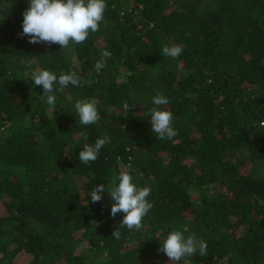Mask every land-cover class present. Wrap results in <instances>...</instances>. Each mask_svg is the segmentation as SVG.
<instances>
[{"label": "trees", "instance_id": "1", "mask_svg": "<svg viewBox=\"0 0 264 264\" xmlns=\"http://www.w3.org/2000/svg\"><path fill=\"white\" fill-rule=\"evenodd\" d=\"M106 2V25L62 49L19 35L28 0H0V264H172L159 251L172 231L207 243L179 264H264V0ZM33 70L88 83L56 92L52 107ZM157 94L175 116L172 140L151 130ZM84 99L97 103L95 124H79ZM120 171L151 188L154 206L115 239L124 214L90 193Z\"/></svg>", "mask_w": 264, "mask_h": 264}, {"label": "clouds", "instance_id": "2", "mask_svg": "<svg viewBox=\"0 0 264 264\" xmlns=\"http://www.w3.org/2000/svg\"><path fill=\"white\" fill-rule=\"evenodd\" d=\"M107 7L106 0H28V7L23 13V31L19 35L29 37V43L32 44L38 42H46L49 45L59 44L62 49L67 48L70 42L82 44L90 33L100 30L102 23L106 25ZM162 52L166 56L175 58L182 54L183 48L180 45L171 47L165 45ZM111 55V52L103 51L100 60L95 64L97 72L107 67L106 61ZM31 79L34 86H42L41 98L52 107L55 106L57 99L56 92H63L69 84L79 87L82 83H88L82 81L81 76L75 71L57 76L49 70H33ZM152 104L154 105L150 109L152 132L156 134L158 140H172L178 135V130L173 127L175 116L167 108L161 107L168 105L169 99L157 94ZM74 107L81 125L95 124L101 118L94 99L77 101ZM123 108L125 111L130 110L127 103H124ZM110 142L111 137L105 135L103 138H98L94 145L85 143L79 153V161L85 165L94 162L102 147ZM105 192L114 201L111 207L112 217L118 213L124 214L112 237L120 239V228L123 227L129 230L143 227L144 218L154 206L147 199L151 193L150 187H138L128 171H120L118 176H113V182L94 186L90 193L91 202L101 201ZM159 251L163 252L172 264H179L182 259L196 254L197 251L201 256L205 255L207 243L197 239L195 234L185 237L182 231H172L163 241Z\"/></svg>", "mask_w": 264, "mask_h": 264}, {"label": "rangeland", "instance_id": "3", "mask_svg": "<svg viewBox=\"0 0 264 264\" xmlns=\"http://www.w3.org/2000/svg\"><path fill=\"white\" fill-rule=\"evenodd\" d=\"M24 262H25V256L23 257V260L21 261L20 264H25Z\"/></svg>", "mask_w": 264, "mask_h": 264}]
</instances>
